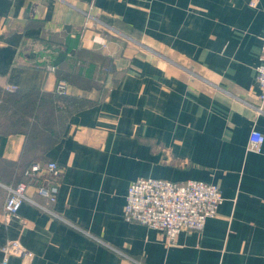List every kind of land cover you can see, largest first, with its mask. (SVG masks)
Listing matches in <instances>:
<instances>
[{"label":"crops","instance_id":"0c3cea01","mask_svg":"<svg viewBox=\"0 0 264 264\" xmlns=\"http://www.w3.org/2000/svg\"><path fill=\"white\" fill-rule=\"evenodd\" d=\"M263 34L264 0H0V88L37 91L61 120L0 127V263L19 239L33 258L16 264H264V143L248 149L264 134ZM51 160L56 201L37 180L28 193L53 212L26 201L6 221L7 186ZM141 176L205 180L225 200L170 242L123 217Z\"/></svg>","mask_w":264,"mask_h":264},{"label":"built area","instance_id":"2783aa9c","mask_svg":"<svg viewBox=\"0 0 264 264\" xmlns=\"http://www.w3.org/2000/svg\"><path fill=\"white\" fill-rule=\"evenodd\" d=\"M55 70L54 66L50 67ZM257 82L264 100V34L260 63L257 66ZM11 88L9 90H14ZM57 94H68L70 84L58 79L54 88ZM264 143V134L253 129L248 149L260 152ZM61 168L54 160L46 164L34 162L25 170L28 180L8 185V195L3 214L6 221L20 217L21 205L28 201L53 212L52 209L31 197L28 189L32 181H39L37 192L51 202L56 201V194L49 182L58 179ZM225 200L218 184L201 179H188L182 182L158 177H138L134 179L127 192L123 217L127 221L138 222L157 229L165 234L170 242L183 230H202L210 217L217 215L220 205ZM3 256L0 264H16L12 256L26 260L33 258V252L27 249L19 239H9L1 248Z\"/></svg>","mask_w":264,"mask_h":264},{"label":"trees","instance_id":"16d2710c","mask_svg":"<svg viewBox=\"0 0 264 264\" xmlns=\"http://www.w3.org/2000/svg\"><path fill=\"white\" fill-rule=\"evenodd\" d=\"M7 94L8 97L5 99V103H7L8 109L10 108L11 110H15L18 113V117H19L16 120L13 119V123H12L13 126H16L22 119H24L21 116L24 117L29 116L28 118L33 117L35 119H38V117L40 118V114L42 113L45 115H51L42 110V104L44 103L43 105H45L46 101L44 102V98L41 96V94H38L37 91L14 89V90H10V92H7ZM19 112H22V114H20ZM37 114L38 116H36ZM42 118L44 120H47L50 118V116H42ZM23 121L22 122L26 126L25 128L19 127L20 130H25L28 134H33L36 132V129L38 127L34 125V121L31 120L28 121L23 120Z\"/></svg>","mask_w":264,"mask_h":264},{"label":"rangeland","instance_id":"374dc122","mask_svg":"<svg viewBox=\"0 0 264 264\" xmlns=\"http://www.w3.org/2000/svg\"><path fill=\"white\" fill-rule=\"evenodd\" d=\"M7 92H10V91H8L7 89H2V88H0V127L2 128V129H11V130H16V129H19V127L20 128H25V126L26 125H24V121L23 120H31V121H34V125H36L37 127H41L45 122L47 123L48 121H50L49 122V124H48V126H52V124L54 123V121H56V123H57V125H58V127H59V124H60V118H56V119H53V116H52V114L51 115H45V114H40V118L38 117V119H35V118H33V117H31V118H28L29 116H26V117H24V116H21L22 118H24V119H22L16 126H13V119H18L19 117H18V113L15 111V110H11L10 108L8 109V105H7V103H5V99L8 97V94H7ZM47 100H50L49 99V97L47 96ZM5 103V105H4V103ZM47 106V103L45 102V106H44V108ZM20 114H22V112H19ZM27 115V114H26ZM36 116H38V114L36 115ZM42 116H50V118L49 119H47V120H44L43 118H42ZM23 121V122H22ZM36 121V122H35ZM28 125H29V123H28Z\"/></svg>","mask_w":264,"mask_h":264}]
</instances>
